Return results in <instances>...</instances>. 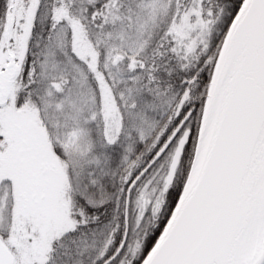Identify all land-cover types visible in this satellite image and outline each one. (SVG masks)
Instances as JSON below:
<instances>
[{"label":"snow or ice","instance_id":"6c2138e0","mask_svg":"<svg viewBox=\"0 0 264 264\" xmlns=\"http://www.w3.org/2000/svg\"><path fill=\"white\" fill-rule=\"evenodd\" d=\"M0 264H264V0H0Z\"/></svg>","mask_w":264,"mask_h":264}]
</instances>
